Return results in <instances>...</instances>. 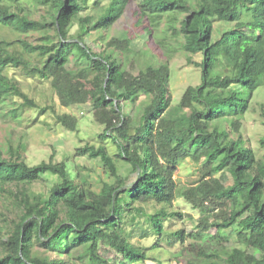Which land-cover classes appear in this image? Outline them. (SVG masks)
<instances>
[{
  "label": "trees",
  "instance_id": "16d2710c",
  "mask_svg": "<svg viewBox=\"0 0 264 264\" xmlns=\"http://www.w3.org/2000/svg\"><path fill=\"white\" fill-rule=\"evenodd\" d=\"M33 6L46 15L36 18ZM133 6L146 40L157 35L163 42L171 33L202 56L201 82L179 103L186 125L165 117L172 106L170 61L134 74L116 56L133 47L128 33L105 36ZM0 27L21 36L0 39V119L20 122L23 107L36 115L52 109L29 96L17 71L37 76L50 82L64 108L89 101L102 137L112 138L137 175L128 184L106 146L87 145L79 155L100 160L111 178L97 192L64 162L51 157L30 166L25 144H0V264H164L150 252L167 236L179 240L190 264H264V155L249 145L242 123L264 86V0H0ZM36 34L40 41L33 43L28 38ZM91 34L102 51L88 44ZM141 98L134 124L125 108ZM262 117L264 124V111ZM54 118L78 129L69 113ZM188 159L199 177L180 189L175 175ZM47 175L56 178L48 195H33L31 187ZM177 199L202 213L191 233L166 226L184 216ZM136 230L155 244L134 243Z\"/></svg>",
  "mask_w": 264,
  "mask_h": 264
},
{
  "label": "rangeland",
  "instance_id": "374dc122",
  "mask_svg": "<svg viewBox=\"0 0 264 264\" xmlns=\"http://www.w3.org/2000/svg\"><path fill=\"white\" fill-rule=\"evenodd\" d=\"M32 6V5H31ZM34 16L42 18L46 15V9L32 7ZM133 6L109 31L105 32L107 40L111 37L128 33L129 38L133 42V47L123 53H117L116 56L124 62V68L134 74H138L144 70L147 64H157L162 61H170L171 64V83L170 93L172 96V106L166 112L165 117H176L183 120L184 125L187 124L188 112L179 107L181 98L185 90L189 86H198L201 82V70L197 66L202 60L200 54H191L182 46V38H174L171 33L165 38V41L159 42L157 35L150 40L144 38L146 24L141 23L138 26L139 17L134 14ZM73 28L72 32L76 30ZM41 35H31L28 39L33 43L39 42ZM8 39L10 41L21 38L18 33L10 29L0 27V39ZM97 41V35L91 34L87 37L90 47L100 52L104 46ZM106 41V40H105ZM172 58H171V57ZM17 77L22 81L24 90L29 96L42 107H52L43 115H36L34 110L29 107H23L20 111L18 121L5 122L0 119V144L6 146L9 142L13 146L23 143L27 146L25 159L30 166L37 165L42 161H49L53 158L55 163L64 162L67 165L68 172L77 176L78 182H86L95 191L101 190L104 181H110V175L100 160L91 159L89 156H80L79 150L85 146H106L109 153L115 158L118 164L119 172L127 177L128 184L136 179V173L128 167L123 160L119 158V149L112 138H103V127L94 119L93 107L89 101L79 106L64 108L60 105L57 95L53 90L50 82H41L40 78L27 74L21 70L17 71ZM91 88L87 86L86 91L90 92ZM141 98L135 104L126 106V113L134 116V124L138 123L143 106ZM264 111V86H262L251 101L250 110L243 119V135L248 143L260 155H264V124L262 112ZM69 113L78 119V129L71 131L55 122L54 114ZM218 177L224 175L218 174ZM199 177L198 167L191 159L183 161L178 166L175 175L177 185L180 189L190 186ZM227 183V177H223ZM56 182L53 176H46L43 180L36 182L31 187L33 195L46 197L50 187ZM175 208L183 213V218H176L166 223L169 231L176 232L184 229L187 233H191L201 218L200 210H195L190 203L184 199H177ZM215 234V230L210 231ZM138 231L133 233L132 241L134 243L152 246L154 240H141ZM205 236V235H204ZM191 241L188 240L186 245ZM203 247L212 250L214 245L212 242L201 241ZM158 249L150 252L151 257L160 259L164 264H190L187 252L183 251V246L172 236H167L160 242ZM143 264V263H136ZM147 264H156L151 261Z\"/></svg>",
  "mask_w": 264,
  "mask_h": 264
}]
</instances>
